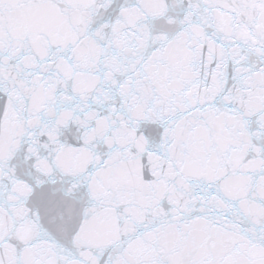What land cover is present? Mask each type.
I'll return each instance as SVG.
<instances>
[{
  "label": "snow or ice",
  "instance_id": "6c2138e0",
  "mask_svg": "<svg viewBox=\"0 0 264 264\" xmlns=\"http://www.w3.org/2000/svg\"><path fill=\"white\" fill-rule=\"evenodd\" d=\"M0 264H264V0H0Z\"/></svg>",
  "mask_w": 264,
  "mask_h": 264
}]
</instances>
